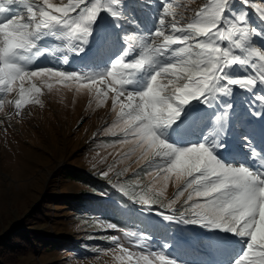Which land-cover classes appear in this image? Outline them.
Returning a JSON list of instances; mask_svg holds the SVG:
<instances>
[{"label":"snow or ice","instance_id":"1","mask_svg":"<svg viewBox=\"0 0 264 264\" xmlns=\"http://www.w3.org/2000/svg\"><path fill=\"white\" fill-rule=\"evenodd\" d=\"M234 3L235 0H208L185 19L183 13L175 11L181 7L175 0H161L158 26L151 39L145 43L136 34L124 37V55L141 47L139 58L134 62L117 58L106 74L94 75L28 66L48 51L41 49L39 42L49 37L67 42L77 54L82 52L81 45L88 43L92 25L101 12L122 18L114 7L121 6L122 0H67L61 4L51 0H0V92L15 93L10 103L17 111L29 103H40L37 82L46 83L49 90L53 82L66 87L75 85L78 91L95 92L101 103L111 98L113 110L118 111L116 124L108 132L115 135L114 129L119 128L123 133L120 143L131 145L129 154L138 151L139 159L147 160L155 169L154 175H146L152 176L149 183L156 188L131 193L138 196L137 203L149 212L155 211L152 205L174 178V198L167 204L160 200L161 207L172 209V214L164 215L165 220L247 238L244 249L235 255L226 241H211L214 258L203 264H264V166L226 164L214 154L217 148L225 147L221 141L228 134L232 116V104L221 98H230L234 87L251 93L252 115L264 116V51L254 46L253 39L264 40V3L239 0L242 6L259 13L255 25L250 24L245 7L233 8ZM221 41H227V46ZM177 45L184 46L173 47ZM146 65L156 68L147 86L139 92L127 88L130 76ZM237 65L246 74L230 76L228 73ZM193 102L203 105V109H195ZM209 123L214 128L208 129L200 143L177 146L168 141L170 136L182 138ZM210 136L216 138L210 140ZM242 139L250 158L254 157V144L248 136ZM181 197L184 207L177 215L174 206ZM107 227L115 229L116 225ZM108 239L114 245V254L118 253L117 259H126L127 264H179L177 259L156 252H130L115 235ZM170 246L164 244V248Z\"/></svg>","mask_w":264,"mask_h":264},{"label":"rangeland","instance_id":"2","mask_svg":"<svg viewBox=\"0 0 264 264\" xmlns=\"http://www.w3.org/2000/svg\"><path fill=\"white\" fill-rule=\"evenodd\" d=\"M51 2L61 4L67 0ZM207 2L208 0H175L181 6L175 11L183 13L187 19ZM250 3L261 4L264 0H250ZM122 5L114 6L121 13L120 19L113 18L108 12L100 13L92 25L88 43L81 45L84 49L82 52L77 54L68 48L67 42L49 37L39 42V47L48 51L42 52L28 67H54L102 75L111 69V64L117 58H122L124 62H134L141 55L142 48L136 47L125 56L127 44L124 37L136 34L143 37L145 43L148 42L157 29L162 4L161 0H122ZM249 9L259 16L254 8ZM254 41V46L264 51V46L255 39ZM220 43L223 46L228 44L227 41ZM235 51L242 54L239 50ZM155 70V66L146 65L134 72L130 76L131 83L126 87L142 91ZM228 74L238 77L246 73L237 65ZM37 84L41 88L38 95L40 103H29L19 111L10 103L14 100L15 93L0 92V102L3 103L0 110L1 264L5 261L10 264H127L126 259L122 262L117 259L118 253L114 254V245L108 239L112 235L117 236L130 252H156L177 259L179 264H203L214 258L210 242L215 240L226 241L233 255L244 249L247 238L242 240L232 234L163 218L164 215L172 214V209L161 207L160 200L167 204L174 198L177 191L174 178L168 182L163 196L152 205L155 211L149 212L146 206L137 203L138 196L133 197L131 193H140L141 188L145 191L156 188L155 184L149 183L152 176L146 175L147 172L154 175L155 169L148 165L147 160L139 159L138 151L129 154L131 145L120 143L123 133L119 128L114 129L115 135L108 132L116 124L118 111L113 110L111 98L101 103L95 92L87 89L78 91L75 85L66 87L53 82V88L49 90L46 83ZM257 91L259 93V87ZM239 98L245 99L240 101ZM252 99L251 93L238 87H234L230 98H221L222 102L233 106L228 134L221 141L225 147L217 148L214 152L226 164L264 166V116L252 115ZM193 107L203 109L204 106L193 102ZM238 124L242 126L237 127ZM209 128H214V125L209 123L203 129L190 130L182 138L170 136L168 141L177 146L200 143ZM244 136L249 137L257 150L254 157L250 158L249 152L244 148ZM215 138L209 137L210 140ZM68 168L109 182L133 206L144 208L142 213L149 223H159L162 232L167 235L156 237L134 227L126 228L112 218L114 213L106 221L75 218L70 210L72 207L62 208V203L63 200L73 198L72 195L80 192L84 185L65 173ZM105 172L108 173L107 176L104 175ZM183 199L181 197L174 206L177 215L179 211H183ZM157 212L160 214H156ZM109 224H115L116 228H108ZM153 229H149V232ZM21 234L29 238L21 239ZM84 236L93 239L89 242V250L85 252L84 258L75 257L68 250L63 251V247L76 245ZM165 243L171 246L164 248ZM52 244H55L54 249H45Z\"/></svg>","mask_w":264,"mask_h":264},{"label":"trees","instance_id":"3","mask_svg":"<svg viewBox=\"0 0 264 264\" xmlns=\"http://www.w3.org/2000/svg\"><path fill=\"white\" fill-rule=\"evenodd\" d=\"M123 7V5L121 6ZM240 7H245V10L248 11L249 21L251 23L257 24L258 15L250 11L246 6H242L239 2L235 1L233 8L239 9ZM130 21V20H128ZM264 27V26H262ZM254 39L261 45L264 46V40L254 37ZM245 98H239L240 101H244ZM78 172V173H77ZM70 178L81 182L84 187L78 193L72 195L73 198L63 200L62 208L65 206H71L70 209L75 218H84V219H98V220H108L111 213H114L112 218L118 220L120 225H123L126 228L134 227L135 229L142 230L143 232H148L151 236H164L161 230L162 226L153 225L149 223L147 217L144 216L142 210L144 208H138L137 205H132L129 200L116 192V188L112 186L109 182L102 181L95 177H90L89 174L82 171H75L73 168H68L65 172ZM111 190V192H109ZM64 205V206H63ZM65 207V208H66ZM83 226H85L83 224ZM154 228V229H153ZM149 229L153 231L149 232ZM172 231V230H171ZM91 234V233H90ZM155 234V235H153ZM24 237L21 234V239ZM93 240L84 236L82 241L76 245L69 244L66 247H63V251H69L75 254L76 256H86V253L89 249V242ZM34 242V239H32ZM30 244V243H29ZM28 245V243H27ZM4 245H2V248ZM55 248V244L47 245L45 249L52 250ZM67 248V249H66ZM89 257V256H88ZM1 264V262H0ZM3 264H10L5 261Z\"/></svg>","mask_w":264,"mask_h":264}]
</instances>
